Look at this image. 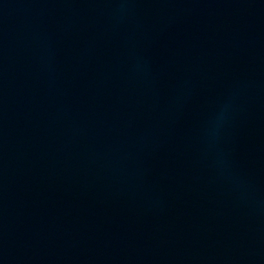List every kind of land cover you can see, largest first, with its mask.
Segmentation results:
<instances>
[{
	"label": "water",
	"instance_id": "water-1",
	"mask_svg": "<svg viewBox=\"0 0 264 264\" xmlns=\"http://www.w3.org/2000/svg\"><path fill=\"white\" fill-rule=\"evenodd\" d=\"M0 264H264V0H0Z\"/></svg>",
	"mask_w": 264,
	"mask_h": 264
},
{
	"label": "clouds",
	"instance_id": "clouds-1",
	"mask_svg": "<svg viewBox=\"0 0 264 264\" xmlns=\"http://www.w3.org/2000/svg\"><path fill=\"white\" fill-rule=\"evenodd\" d=\"M228 103L226 102L225 105L222 107L220 113L216 116L215 120L212 122L213 125H218L224 118V113L228 108Z\"/></svg>",
	"mask_w": 264,
	"mask_h": 264
}]
</instances>
